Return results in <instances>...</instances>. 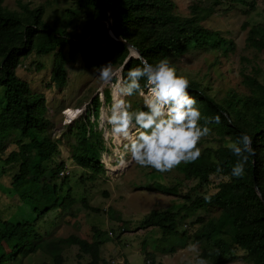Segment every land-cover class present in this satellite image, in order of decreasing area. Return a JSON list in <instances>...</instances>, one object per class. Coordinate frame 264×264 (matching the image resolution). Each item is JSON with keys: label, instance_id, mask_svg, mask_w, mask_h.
<instances>
[{"label": "trees", "instance_id": "trees-1", "mask_svg": "<svg viewBox=\"0 0 264 264\" xmlns=\"http://www.w3.org/2000/svg\"><path fill=\"white\" fill-rule=\"evenodd\" d=\"M18 2L21 10H11L5 8L0 0V87H4L5 99V106L0 111V161L17 164L11 181L17 188L25 186L35 177L39 178V182H45L44 164L58 153L59 142L47 133L50 120L45 116L44 95L33 92L28 82L16 74L22 58L32 53L45 55L54 52L49 79L59 88L67 81V59L73 61L78 56L86 69L99 68L108 63L115 67L123 66L121 74L125 79L129 70L142 67L137 57H129L125 62L129 48L109 36L106 26L108 11L103 4L111 10L115 33L137 47L150 64L165 58L170 62L191 50L220 49L226 52L234 48L233 42L222 36L219 30L203 25L210 13L196 4L192 5L189 15H180L172 0H71L75 10L66 9L68 19L81 21L86 28L82 32L69 33L65 29L54 30L43 22L44 4L30 7L28 2ZM50 3L51 0L45 2ZM258 30V27L249 29L247 44L264 53V33ZM187 79L188 93L197 101L201 112L200 124L213 126L221 140L228 137L231 143L242 134L249 135L254 154H246L248 159L244 163V174L235 177L232 169L239 158L229 145L202 149L198 160L176 167L185 178L196 179L195 185L184 194L185 203L174 211L151 209L142 224L144 227H157L165 239L176 238L170 246L173 252L176 246H186L188 240L186 230L177 235L178 225L191 219L198 211L219 209L218 217L205 219L204 216H195L191 221V224H199L192 233L193 241L202 245L197 259L207 260L206 264H219L235 258L236 251L242 250L252 264H264V82L244 75L242 84L248 86L246 92L239 93L227 87L222 96L212 97L199 81ZM140 84L144 88L146 79L141 78ZM106 98L109 100L108 94ZM99 103L98 98L93 97L92 108L96 114ZM137 110L147 109L143 105ZM217 116L219 123L215 121ZM74 127L75 143L70 147L71 159L89 172V179H93L97 174L104 173L100 162V153L105 150L103 139L100 132L93 130L89 118L78 121ZM12 132H19L14 139L18 148L3 158L6 141ZM105 160L108 157H104ZM63 167L64 164L59 162L50 168L49 179L54 180ZM218 167L220 171H217ZM213 175L220 179L212 187L215 191L209 192L207 188L211 186L210 177ZM66 178L62 177L61 181ZM148 187L161 193L179 192L177 185L167 186L160 182H153ZM61 199L59 206L63 210L72 204L70 189ZM83 205L98 211L85 201ZM93 231L98 237L96 240L88 241L71 234L56 241H44L40 247L48 251L51 247L58 249L60 244L75 245L79 250L78 257L88 255L86 264H100L104 261L100 251L102 242L99 240L102 232L95 227ZM225 235L229 236V240L225 239ZM32 236L28 222L13 223L0 219V239L6 245L14 237L20 241ZM36 247L22 248L21 255H28ZM146 255L150 254L147 252ZM6 260V257L0 256V264ZM53 261L60 264V252L53 254Z\"/></svg>", "mask_w": 264, "mask_h": 264}, {"label": "rangeland", "instance_id": "rangeland-1", "mask_svg": "<svg viewBox=\"0 0 264 264\" xmlns=\"http://www.w3.org/2000/svg\"><path fill=\"white\" fill-rule=\"evenodd\" d=\"M20 1L28 2L30 7L44 4L42 20L54 30L65 29L73 33L82 32L86 28L83 22L68 19L66 9L75 10L71 0H51L50 4H45L48 0ZM172 1L180 15H189L193 4L210 13L202 22L203 25L219 30L222 36L234 44V48L226 52L220 49L191 50L177 59H171L169 64L176 69L177 75L199 81L212 97L222 96L227 87L239 93L246 92L248 86L242 84L244 75L264 82V53L248 46L246 40L252 27H258V32L264 33V0ZM2 5L7 9L21 10L18 0H2ZM66 51L65 49V54ZM53 54L54 52L45 55L32 53L22 58L16 68L17 76L27 81L33 92L44 95L45 116L50 120L47 133L59 142L58 153L44 164L46 172L43 176L47 177L45 182H39V178L35 177L25 186L17 188L11 184L17 164L0 161V219L13 223L28 222L33 233L32 237H25L20 241L14 237L8 245L0 239V256L8 259L3 264H55L53 254L57 251L61 255L60 264H86L88 255L78 257L79 250L75 245L60 244L58 249L51 247V251L44 250L40 245L44 241H56L71 234L88 241L96 240L98 237L94 234L93 227L102 232L99 240L102 242L100 251L104 261L100 264H196L202 245L193 241L192 233L199 224H191V221L195 216H204L205 219L218 217L220 210L210 208L198 211L191 219L178 225L177 235L186 230L188 240L186 246H176L173 252L170 251V246L174 244L172 240L176 242V238L165 239L157 227H144L142 221L151 209L174 211L181 207L185 203V192L195 185L196 179L185 178L176 168L160 173L132 161L130 153L125 150L128 142L112 134L111 126L102 119V113L113 103L111 85L104 86L97 68H84L82 59L78 56L73 61L67 59V81L59 88L49 79ZM112 67L114 71L122 70L115 65ZM143 89L146 93L147 87ZM107 94L109 100L106 98ZM93 97H97L100 102L97 114L92 108ZM124 99L130 103V111L144 105L139 93ZM4 106V87L1 86L0 111ZM85 118H89L93 130L100 132L105 147L100 153L104 173L97 174L93 179H89V172L71 159L70 147L75 143L74 125ZM205 126L209 128V133L197 145L201 150L231 144L228 137L221 140L213 126L201 125ZM11 134L6 141L3 158L11 150L18 148L14 139L19 136V132ZM104 157H108V160L104 161ZM122 160L127 161L126 165L121 163ZM59 162L64 164L61 170L63 174L59 172L54 180L49 179L50 168ZM64 176L67 178L61 181ZM219 179L216 175L210 177L211 186L207 188L209 192L215 191L212 187ZM153 182L167 186L177 185L179 192L168 194L152 190L148 185ZM68 189L73 202L63 210L59 204ZM83 201L98 211L86 208ZM225 239L229 240V236L225 235ZM192 244L197 245V251L190 250ZM36 245V249L28 255H21L22 248ZM147 252L150 255L147 256ZM219 264L252 263L244 251L237 250L235 258Z\"/></svg>", "mask_w": 264, "mask_h": 264}, {"label": "clouds", "instance_id": "clouds-1", "mask_svg": "<svg viewBox=\"0 0 264 264\" xmlns=\"http://www.w3.org/2000/svg\"><path fill=\"white\" fill-rule=\"evenodd\" d=\"M97 71L103 85H111L113 89V103L102 113V119L111 126L112 134L128 142L125 150L132 161L165 173L200 158L201 148L197 145L208 135L209 128L200 125L201 112L196 107L197 101L188 93L189 80L177 75L167 58L154 65L142 60V67L129 70L126 79L122 70H113L111 63L100 66ZM141 78L146 79V93L141 87ZM134 93L143 97L146 111H130L131 105L124 97ZM219 119L215 117L217 123ZM251 144V137L242 134L229 145L239 158L233 166V176L244 174L246 154H254ZM121 163L126 165L127 161ZM190 250L197 251V245H190ZM196 264H206V261L197 259Z\"/></svg>", "mask_w": 264, "mask_h": 264}, {"label": "water", "instance_id": "water-1", "mask_svg": "<svg viewBox=\"0 0 264 264\" xmlns=\"http://www.w3.org/2000/svg\"><path fill=\"white\" fill-rule=\"evenodd\" d=\"M104 7L107 9L108 11V18L106 20V26H107V32L109 34V36H111L113 39L117 40V41H122L123 43L126 44V46L129 48V54L125 60V62L129 59V57H137L141 60H145L142 56H141V53L139 51V49L137 47H135L134 45L128 43L127 41H125L124 39H122L120 36H118L114 29H113V24H112V14H111V10L109 7H107L105 4H103ZM123 66H121V69H122ZM255 189L258 192L257 188H256V185H255Z\"/></svg>", "mask_w": 264, "mask_h": 264}, {"label": "built area", "instance_id": "built-area-1", "mask_svg": "<svg viewBox=\"0 0 264 264\" xmlns=\"http://www.w3.org/2000/svg\"><path fill=\"white\" fill-rule=\"evenodd\" d=\"M80 115H81V114H80ZM80 115H79L78 117H80ZM78 117H77V118H78ZM77 118H76V119H77ZM74 120H75V119H74ZM66 172H68V171H66ZM60 174H63V172L60 171ZM110 234H111V232H110Z\"/></svg>", "mask_w": 264, "mask_h": 264}]
</instances>
